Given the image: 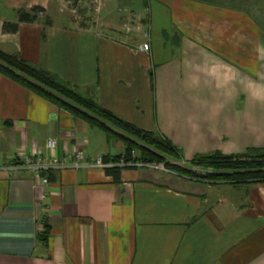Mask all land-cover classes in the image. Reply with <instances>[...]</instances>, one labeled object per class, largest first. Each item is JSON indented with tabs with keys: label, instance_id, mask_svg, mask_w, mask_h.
Here are the masks:
<instances>
[{
	"label": "crops",
	"instance_id": "crops-1",
	"mask_svg": "<svg viewBox=\"0 0 264 264\" xmlns=\"http://www.w3.org/2000/svg\"><path fill=\"white\" fill-rule=\"evenodd\" d=\"M109 3L0 0V49L160 132L183 161L264 148V0L250 1L253 18L196 0ZM33 5L37 20L2 31ZM67 7L79 16L57 26ZM117 140L0 73V264H264V182L89 167L51 169L44 183L19 166L75 148L107 161L124 151Z\"/></svg>",
	"mask_w": 264,
	"mask_h": 264
},
{
	"label": "trees",
	"instance_id": "trees-1",
	"mask_svg": "<svg viewBox=\"0 0 264 264\" xmlns=\"http://www.w3.org/2000/svg\"><path fill=\"white\" fill-rule=\"evenodd\" d=\"M42 12L44 8L39 5H33L28 10L16 9V21H4L1 29L3 32L15 33L19 22H33ZM0 73L47 99L57 108L121 140L125 145L124 151L109 157L110 159L107 157L109 160H117L122 155L129 160L132 158L131 151L134 150L135 160L163 162L177 174L207 183L264 182V148H248L235 154H223L220 151L200 153L194 155L185 165H181L174 163L182 159L181 149L166 136L157 131L141 129L120 119L102 107L93 97L81 94L74 86L66 84L45 68L32 65L17 53H7L0 49ZM195 168L204 169L206 172L200 174ZM107 172L118 179L120 168H109ZM47 232L48 226L44 222L43 230L37 235L38 240L45 242Z\"/></svg>",
	"mask_w": 264,
	"mask_h": 264
},
{
	"label": "built area",
	"instance_id": "built-area-1",
	"mask_svg": "<svg viewBox=\"0 0 264 264\" xmlns=\"http://www.w3.org/2000/svg\"><path fill=\"white\" fill-rule=\"evenodd\" d=\"M148 44L143 43L137 46V50H147ZM73 134V132H71ZM56 144L55 139L47 140V147L53 148ZM132 158L127 160L124 155L120 156L117 160H107L105 161L101 156H87L84 151L80 148H75L71 152H66L62 156L55 155H36V156H20L19 166L30 168L36 173H38L39 179L46 183L48 181V173L54 168H89V167H99V168H124V167H146L154 170L171 171V169L166 168L163 162H147L141 160L133 159L135 157V151H131ZM176 163V162H175ZM200 174H204L206 171L200 168H195Z\"/></svg>",
	"mask_w": 264,
	"mask_h": 264
},
{
	"label": "rangeland",
	"instance_id": "rangeland-1",
	"mask_svg": "<svg viewBox=\"0 0 264 264\" xmlns=\"http://www.w3.org/2000/svg\"><path fill=\"white\" fill-rule=\"evenodd\" d=\"M107 0H99V3L101 4L102 2H106ZM196 1H198V0H196ZM250 1L251 0H210V1H208V2H203V3H205V4H207V5H211V6H219V7H226V6H228V7H231L232 8V10H237V11H239L238 9H241V10H244V12L246 13V15L247 16H250L251 18H253V16H252V13L250 12L251 10L248 8V6H249V3H250ZM108 2H111V5H110V3H109V5L108 6H110V9L109 10H112V8H115V6H116V4H121L122 2H123V0H108ZM155 3V2H154ZM264 5V4H263ZM90 11L91 12H93L94 13V9L96 8V5L94 4L93 5V3L91 4V6H90ZM79 10H80V7H78L77 9H76V11L75 12H72L68 7L67 8H65V10H63V14H64V17H61L60 15L58 16L59 17V19L61 18V20H58V19H56V18H58L57 17V15L55 16V15H52V19L54 20V22H55V24L57 25V26H59V23H61V24H69V20H65V19H68L69 18V16H73L74 15V13L76 14V15H78L79 16ZM120 10H121V7H120ZM102 12H108V9H105V8H103V11ZM264 15V14H263ZM263 15H259V17H258V21L259 22H263L261 25L258 23V25L260 26V28L261 29H263L262 31V33L264 34V16ZM71 16V17H72ZM64 18V19H63ZM44 19V18H43ZM45 20H46V18H45ZM59 21V22H58ZM254 22H256V20L254 19L253 20ZM257 23V22H256ZM259 29V28H258ZM116 140V139H115ZM118 142H119V146L121 147V151L124 149V144H123V142L122 141H120V140H117ZM188 161H183L182 159L181 160H179V161H177L176 163H178V164H181V165H185L186 163H187ZM175 163V162H174ZM166 168H168L167 166H166ZM201 169V168H200ZM202 170H204V169H202ZM171 171H173V170H171ZM173 172H175V171H173ZM176 174H177V172H175ZM210 183V182H209ZM212 184H216V183H218V184H220V183H225V182H222V181H218V182H211Z\"/></svg>",
	"mask_w": 264,
	"mask_h": 264
},
{
	"label": "water",
	"instance_id": "water-1",
	"mask_svg": "<svg viewBox=\"0 0 264 264\" xmlns=\"http://www.w3.org/2000/svg\"><path fill=\"white\" fill-rule=\"evenodd\" d=\"M132 2L135 4H141V0H132Z\"/></svg>",
	"mask_w": 264,
	"mask_h": 264
}]
</instances>
